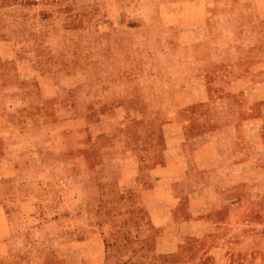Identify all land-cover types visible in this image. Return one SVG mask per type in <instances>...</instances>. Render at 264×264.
I'll list each match as a JSON object with an SVG mask.
<instances>
[{"label": "rangeland", "instance_id": "obj_1", "mask_svg": "<svg viewBox=\"0 0 264 264\" xmlns=\"http://www.w3.org/2000/svg\"><path fill=\"white\" fill-rule=\"evenodd\" d=\"M6 6L0 42L18 51L0 59V253L10 249L15 264L152 262L154 244L141 242L157 234L144 202L152 197L136 190L135 154L162 144L166 105L194 128V100L220 78L237 107L231 119L259 114L264 0H0ZM166 23L184 34L138 30ZM26 56L41 66L21 76ZM251 201L258 221L264 192ZM237 247L230 264H264V243Z\"/></svg>", "mask_w": 264, "mask_h": 264}, {"label": "crops", "instance_id": "obj_2", "mask_svg": "<svg viewBox=\"0 0 264 264\" xmlns=\"http://www.w3.org/2000/svg\"><path fill=\"white\" fill-rule=\"evenodd\" d=\"M10 8H0V14L4 11L9 19L5 25L12 21ZM154 29L184 34L173 23L138 30ZM68 42L69 48H74ZM182 46L185 43H162L138 49L154 53ZM17 51L12 40L3 38L0 42V59H11ZM21 62V76L41 66L39 58L31 61L26 56ZM44 76L50 75L40 73ZM85 83L88 85L89 79ZM214 87L216 91L194 100V128L180 119L173 105H166L168 119L160 125L162 144L135 154L137 165L132 177L138 193L152 197L144 202L149 224L157 231L155 236L141 240L154 244L148 259L153 261L147 264H230L232 257H238L237 245L252 243L253 239L264 243V217L254 220L258 204L251 201L253 192H264V104L258 105L259 114L248 115L238 123L231 119L237 107L229 100L230 86L220 78ZM46 89L42 93L48 98ZM250 104H245L246 110ZM9 250L1 252L0 259L15 264L19 257Z\"/></svg>", "mask_w": 264, "mask_h": 264}]
</instances>
